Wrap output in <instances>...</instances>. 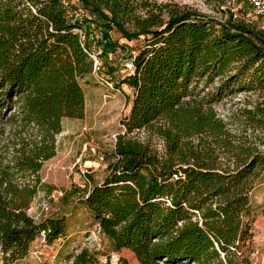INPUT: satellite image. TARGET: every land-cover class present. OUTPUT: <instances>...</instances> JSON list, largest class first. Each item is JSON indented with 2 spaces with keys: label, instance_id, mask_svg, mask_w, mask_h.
Instances as JSON below:
<instances>
[{
  "label": "trees",
  "instance_id": "16d2710c",
  "mask_svg": "<svg viewBox=\"0 0 264 264\" xmlns=\"http://www.w3.org/2000/svg\"><path fill=\"white\" fill-rule=\"evenodd\" d=\"M68 1L92 15L83 21L89 34L102 33L105 76L114 81L118 70L106 60L119 48L133 62L134 71L121 76L133 90L126 132L149 129L165 143L160 154L117 137L107 174L82 199L100 231L140 264H253L245 217L264 154L240 145L230 164L219 160L214 145L227 140L212 100L234 83L264 87V29L190 8L166 5L165 19L163 8L145 5L139 13L132 0ZM80 25L63 0H0V117L11 111L14 126L13 138L0 140V263L25 258L42 235L48 243L66 235L65 217L39 221L30 208L64 118L86 113L82 81L94 67L75 31ZM116 30L142 45H121L111 35ZM246 114L264 128V101ZM71 264L100 262L83 248Z\"/></svg>",
  "mask_w": 264,
  "mask_h": 264
},
{
  "label": "rangeland",
  "instance_id": "374dc122",
  "mask_svg": "<svg viewBox=\"0 0 264 264\" xmlns=\"http://www.w3.org/2000/svg\"><path fill=\"white\" fill-rule=\"evenodd\" d=\"M144 13L145 5L151 8H163L164 18L168 17V7H183L201 11L211 18L225 21L228 17L248 22L251 15L248 0H132ZM256 25L264 29L259 20ZM121 45L128 44L138 49L141 40L128 41L119 31L112 34ZM128 53L119 48L106 60L118 70L112 74L115 89L98 82L90 76L82 81L86 96L84 118H64L63 130L57 136V153L47 160L40 172L44 185L33 200L30 213L37 220L47 217H65L66 235L53 243H48L44 236L36 239L29 254L16 262L0 264H71L73 256L83 248L97 254L100 264H119L126 258L130 264H140L132 251H116L110 240L100 231L89 210L82 204L87 189L94 183L102 182L107 174L109 156L115 150L117 137L122 134L150 144L160 154L165 153L163 138L149 129L126 132L123 119L129 115L133 100V90L122 83L121 70L130 63ZM241 80H250L248 77ZM251 82V81H250ZM216 84L206 88L212 91ZM241 83H234L224 91L216 92L212 107L217 117L225 123L227 146L214 145L219 160L230 164L235 147L243 145L264 154V128L259 127L247 116V110L253 109L264 101V87L240 88ZM205 92L202 93L204 95ZM12 112L0 117V140L7 143L12 139L13 124L9 121ZM208 138V137H206ZM211 140V138H208ZM202 138H195L201 141ZM103 157V158H102ZM91 177V180L88 179ZM250 212L245 222L253 233V264H264V167L258 169L254 188L250 192Z\"/></svg>",
  "mask_w": 264,
  "mask_h": 264
},
{
  "label": "built area",
  "instance_id": "2783aa9c",
  "mask_svg": "<svg viewBox=\"0 0 264 264\" xmlns=\"http://www.w3.org/2000/svg\"><path fill=\"white\" fill-rule=\"evenodd\" d=\"M63 3L68 9H70V15L72 19L81 23L80 26L75 28V31L79 35L80 42L84 50L93 61V76L101 84L115 89L114 81L110 80L102 72V47L98 44V40H102V33H98L97 31H95L89 34L87 31L86 24L83 23V21H85L86 19L91 20L92 15L80 5L73 6L72 2L68 0H63ZM248 5L250 7L251 15L253 16L248 19V23H255L254 20H259L264 25V0H248ZM133 71L134 65L132 60L130 59V63L126 64V67L123 72L122 70L120 71V76H124L125 74L131 73Z\"/></svg>",
  "mask_w": 264,
  "mask_h": 264
}]
</instances>
